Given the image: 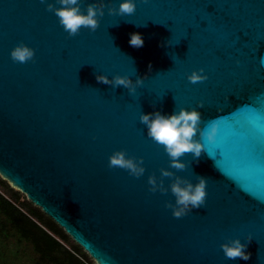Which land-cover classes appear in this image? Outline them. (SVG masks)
<instances>
[{
  "label": "water",
  "instance_id": "95a60500",
  "mask_svg": "<svg viewBox=\"0 0 264 264\" xmlns=\"http://www.w3.org/2000/svg\"><path fill=\"white\" fill-rule=\"evenodd\" d=\"M118 2L104 0L94 31L69 36L46 7L55 0H0V177L96 264H264V0H135L132 14H109ZM132 32L142 47L129 45ZM20 42L32 60L10 57ZM194 68L207 79L188 81ZM96 73L143 82L129 94ZM198 101L216 142L171 168L139 115ZM118 149L142 157L143 175L108 167ZM161 168L205 177V204L172 216V193L149 191V175L166 188L173 179ZM231 237L247 243V261L224 256Z\"/></svg>",
  "mask_w": 264,
  "mask_h": 264
},
{
  "label": "clouds",
  "instance_id": "9594fccd",
  "mask_svg": "<svg viewBox=\"0 0 264 264\" xmlns=\"http://www.w3.org/2000/svg\"><path fill=\"white\" fill-rule=\"evenodd\" d=\"M44 3V0H41ZM60 5L59 7L55 6ZM47 9L52 11L58 18V22L69 36L77 34L82 27L94 31L98 26V16H103L105 3L104 0H96L94 3H88L84 9H81V0H55L54 3H47ZM135 0H119L118 5L108 6L109 14H132L135 11ZM129 45L133 47L143 46V37L139 32L129 34ZM169 41H164L161 46H167ZM10 57L15 62L24 63L34 58V49L23 42L18 43L10 50ZM151 71V64L148 65ZM95 78L98 82L111 85L113 88L123 86L129 94L135 93L136 88L143 82L142 76L137 75L132 80L127 75H113L111 79L103 73H96ZM186 78L190 82L203 81L207 79V74L203 68L192 69L186 73ZM201 102H197V107L174 110L171 113L164 114L158 110L152 112H141L140 122L145 126L146 134L156 143L162 145L163 150L169 157L171 168L183 170L186 164L180 157L186 153H191L193 158H198L205 145L201 140L212 144L216 142L218 134L217 121L211 120L206 127L201 128V113L198 111L202 107ZM199 137V138H198ZM108 167H119L128 171L134 177H140L145 172L142 157H132L126 155L124 149L114 150L108 156ZM161 177H172L167 188L163 180H157L155 175H149L147 178L150 185L149 191L161 193L170 191L174 196V203L165 201V207L171 209L172 216L180 218L191 212L194 208H199L205 204L206 197V178L196 176V182L176 175L168 168L160 169ZM252 239L249 234L245 241ZM223 254L228 259L239 258L247 261L250 253L246 251L247 243H241L239 237L226 238L225 242L220 244Z\"/></svg>",
  "mask_w": 264,
  "mask_h": 264
},
{
  "label": "trees",
  "instance_id": "16d2710c",
  "mask_svg": "<svg viewBox=\"0 0 264 264\" xmlns=\"http://www.w3.org/2000/svg\"><path fill=\"white\" fill-rule=\"evenodd\" d=\"M0 212L8 218L24 238H31L36 246L39 243V237L34 235V231H38L41 237H45L48 246L67 254L70 264H95L53 219L45 215L39 207L33 205L1 177ZM63 243L71 247L74 253H71ZM76 255L82 257L83 260Z\"/></svg>",
  "mask_w": 264,
  "mask_h": 264
},
{
  "label": "rangeland",
  "instance_id": "374dc122",
  "mask_svg": "<svg viewBox=\"0 0 264 264\" xmlns=\"http://www.w3.org/2000/svg\"><path fill=\"white\" fill-rule=\"evenodd\" d=\"M34 235L39 237L37 246L31 238H24L0 212V264H70L67 254L48 246L45 237H41L38 231H34ZM64 245L74 253L71 247ZM76 256L83 260L79 255Z\"/></svg>",
  "mask_w": 264,
  "mask_h": 264
},
{
  "label": "snow or ice",
  "instance_id": "6c2138e0",
  "mask_svg": "<svg viewBox=\"0 0 264 264\" xmlns=\"http://www.w3.org/2000/svg\"><path fill=\"white\" fill-rule=\"evenodd\" d=\"M218 127H219V125H218ZM213 144V143H212Z\"/></svg>",
  "mask_w": 264,
  "mask_h": 264
}]
</instances>
